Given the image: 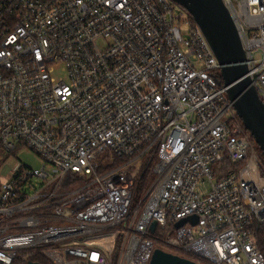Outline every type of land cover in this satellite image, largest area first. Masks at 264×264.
Segmentation results:
<instances>
[{
    "label": "built area",
    "instance_id": "1",
    "mask_svg": "<svg viewBox=\"0 0 264 264\" xmlns=\"http://www.w3.org/2000/svg\"><path fill=\"white\" fill-rule=\"evenodd\" d=\"M223 1L264 105V0ZM218 72L173 0H0V148L43 160L0 181V264H150L161 247L264 264V161Z\"/></svg>",
    "mask_w": 264,
    "mask_h": 264
},
{
    "label": "water",
    "instance_id": "2",
    "mask_svg": "<svg viewBox=\"0 0 264 264\" xmlns=\"http://www.w3.org/2000/svg\"><path fill=\"white\" fill-rule=\"evenodd\" d=\"M185 7L201 27L208 38L219 63L227 94L245 127L249 130L255 142L264 155V105L259 93L248 76L245 63V52L236 24L223 0H173ZM190 220L198 222L197 216L192 215L176 223L181 227ZM157 222L150 226L155 231ZM27 264H43L28 261ZM150 264H202L193 259L176 253L156 248Z\"/></svg>",
    "mask_w": 264,
    "mask_h": 264
},
{
    "label": "rangeland",
    "instance_id": "3",
    "mask_svg": "<svg viewBox=\"0 0 264 264\" xmlns=\"http://www.w3.org/2000/svg\"><path fill=\"white\" fill-rule=\"evenodd\" d=\"M60 71L56 70L54 76H59ZM18 163L23 165V168L39 169L43 165V160L32 150L27 147H22L17 151L12 153L4 152L0 148V181H6L8 179L9 171L14 169ZM148 186L152 183V175L148 172L147 174ZM140 198V197H139ZM137 198V199H139ZM175 231L174 227L168 226L165 229L159 227L155 236L158 238H164L165 236L173 233ZM157 247H160L157 244ZM162 248V247H161Z\"/></svg>",
    "mask_w": 264,
    "mask_h": 264
},
{
    "label": "trees",
    "instance_id": "4",
    "mask_svg": "<svg viewBox=\"0 0 264 264\" xmlns=\"http://www.w3.org/2000/svg\"><path fill=\"white\" fill-rule=\"evenodd\" d=\"M217 76H218L220 84L221 85L224 84L221 72H218ZM251 138H252V135H251ZM257 149H258L259 155L261 156V158L264 161V155H263L261 149L259 148V146H257ZM105 155L107 157V156H109V153H106ZM118 164H120V160L118 158H115L114 163L112 164V167H114ZM237 166H238V164H235V163H233L227 159V160H224L223 162L219 163L216 166V170H219L220 172L225 173L230 169H236ZM145 168H146V166L143 167L142 173L140 174L139 179L136 182V189H137L136 198H139L143 189L148 186V181L146 179L147 174H148V170H145ZM253 234H254V237L256 239V242H257L259 248L261 249V251L264 254V224L256 225L253 228ZM29 259L36 261V262L43 263V264H48L47 261L43 257L38 256V255H31L29 257Z\"/></svg>",
    "mask_w": 264,
    "mask_h": 264
}]
</instances>
